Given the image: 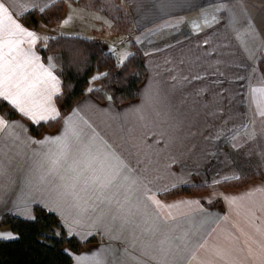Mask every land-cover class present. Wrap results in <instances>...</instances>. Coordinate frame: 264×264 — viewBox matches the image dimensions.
Wrapping results in <instances>:
<instances>
[{"label":"crops","instance_id":"crops-1","mask_svg":"<svg viewBox=\"0 0 264 264\" xmlns=\"http://www.w3.org/2000/svg\"><path fill=\"white\" fill-rule=\"evenodd\" d=\"M60 1L0 0L37 36L17 59L38 58L59 82L55 113L38 122L0 98L15 112L0 111V218L34 220L36 206L55 214L85 243L66 250L73 264H264V179L218 187L240 177L232 149L251 137L255 100L264 106V91H253L264 90L253 82L264 0H122L136 29L127 41L92 0H68L59 26L23 22ZM60 36L106 42L116 59L113 49L136 43L146 70L138 99L116 107L86 95L61 117L62 79L40 51ZM51 122L39 136L30 130ZM180 188L207 190L163 197Z\"/></svg>","mask_w":264,"mask_h":264},{"label":"trees","instance_id":"trees-1","mask_svg":"<svg viewBox=\"0 0 264 264\" xmlns=\"http://www.w3.org/2000/svg\"><path fill=\"white\" fill-rule=\"evenodd\" d=\"M67 1L61 0L40 13L31 12L22 18L23 22L33 29L40 24L59 26ZM92 2L113 19L114 27L119 31L128 27L133 28L132 17L122 0ZM130 46L132 53L124 62L116 59L105 42L81 37L50 38L45 46L40 48L43 58L52 59L57 65L62 79V93L57 98L61 117L67 115L86 95H91L101 103L111 101L116 107L138 99L146 70L142 53L135 43H131ZM257 64L264 78V51ZM95 73H99L100 76L92 83L91 78ZM0 111L7 118L15 115L4 102H0ZM55 124L51 122L31 126L30 130L39 136L45 130L53 129ZM249 180L240 178L226 181L220 183L218 187L239 188ZM204 190L207 189L180 188L164 194L163 197L201 193ZM219 204L216 202L210 206L215 207ZM34 213L36 216L34 220H23L12 215L0 218V227L9 228L17 235L16 239L9 241L0 239V264H73L66 250L79 252L85 243L69 237L55 214L38 206L34 208ZM89 242H94V239Z\"/></svg>","mask_w":264,"mask_h":264},{"label":"snow or ice","instance_id":"snow-or-ice-1","mask_svg":"<svg viewBox=\"0 0 264 264\" xmlns=\"http://www.w3.org/2000/svg\"><path fill=\"white\" fill-rule=\"evenodd\" d=\"M0 32L7 35L3 45L0 46V98L23 115L33 119L34 122L47 119L46 113H55L51 99L53 94L59 91V82L43 65L35 64L38 58H29L27 54H24L23 61L17 59L22 52L19 46L25 42L24 38L32 44L37 39L36 34L21 27L13 20L4 3H0ZM30 65H34L31 71L28 70ZM253 91L264 90L254 89ZM259 114L264 116V111ZM6 127H8L7 122L0 118V131ZM38 143H43V141ZM60 155H63V150ZM51 163L53 167L57 166L59 158L52 159ZM99 179L96 177L93 182ZM0 238L16 239L17 237L12 233H7L0 234Z\"/></svg>","mask_w":264,"mask_h":264},{"label":"rangeland","instance_id":"rangeland-1","mask_svg":"<svg viewBox=\"0 0 264 264\" xmlns=\"http://www.w3.org/2000/svg\"><path fill=\"white\" fill-rule=\"evenodd\" d=\"M218 14H219V11L215 12L214 16H218ZM124 25H125V22H124ZM114 26L115 24L113 21L112 30L114 33H116L119 36L120 41H124V40L127 41L128 39H131L136 31L135 28H131V27H128L127 29L124 28L122 31H119ZM131 43H134V42H131ZM135 45L138 47V49L143 55L141 48L136 43ZM117 47L116 49H113L115 50V52H117V54L115 53L118 58L117 60L118 61L120 60L119 62H124L128 58V56L131 54V51L129 50L130 48L128 44L125 46L124 44H121ZM99 76H100L99 73H95L93 77L91 78V82L93 83L94 80H96ZM257 80L260 81L259 83H261L264 88V78L258 68V64H256V67H255V76L253 78V82ZM257 95H259L260 97L263 96L264 98V93H257ZM255 102L256 104H258L257 105L258 107L251 108V110L256 113V114L253 113L256 119L253 122L252 127L249 128V134L251 133V137L249 139H246L244 143H241L240 146H236V149L234 148L232 149L233 158L237 162V164L240 166V168L242 169V173L240 177L237 179L244 178V180L246 179L249 180L252 177H253L252 179H256V178L264 179V116L259 114L261 111H264V106L262 107L260 102L257 100H255ZM231 189H238V188H231ZM4 231H6V233H12L15 237L17 236L9 228H5Z\"/></svg>","mask_w":264,"mask_h":264}]
</instances>
